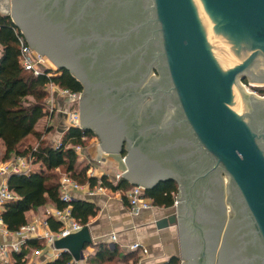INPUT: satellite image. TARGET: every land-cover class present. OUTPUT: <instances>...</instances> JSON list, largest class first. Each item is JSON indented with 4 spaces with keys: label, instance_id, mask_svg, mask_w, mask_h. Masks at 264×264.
Segmentation results:
<instances>
[{
    "label": "water",
    "instance_id": "obj_1",
    "mask_svg": "<svg viewBox=\"0 0 264 264\" xmlns=\"http://www.w3.org/2000/svg\"><path fill=\"white\" fill-rule=\"evenodd\" d=\"M0 13L12 18L32 49L69 70L101 102L121 101L104 124L80 108L81 128L92 130L108 153L123 152L128 140L122 174L132 184L147 190L177 183L176 212L157 225L178 226L183 264H208V221L215 217L210 264L233 262L224 261L231 256L226 240L240 226L246 237L235 253L244 264H264V98L246 93L238 81L264 85V0H0ZM154 68L157 87L149 90ZM150 95L154 113L170 111V119L143 125L137 138L129 120ZM178 126L189 136L176 139L187 150L180 158L199 164L193 173L167 165L164 146L149 148L145 141L161 130L173 136ZM210 195L214 203L206 204ZM90 244L86 225L55 247L79 261Z\"/></svg>",
    "mask_w": 264,
    "mask_h": 264
},
{
    "label": "trees",
    "instance_id": "obj_2",
    "mask_svg": "<svg viewBox=\"0 0 264 264\" xmlns=\"http://www.w3.org/2000/svg\"><path fill=\"white\" fill-rule=\"evenodd\" d=\"M17 30L12 18L0 13V139L5 146L4 160L25 156L32 158L35 164H39V168L9 177V188L17 195V199L6 205L2 212L3 221L10 231H17L28 224V211L51 203L60 209L71 206L72 215L86 226L90 217L97 214V207L94 203L81 199L63 201L60 197V178L63 174L91 188H95L100 180L114 191L127 190L133 184L127 179L113 183L105 175L98 179L87 174L90 164L80 160L75 147L87 148V141L95 135L92 130L70 126L59 146L45 141L44 136L51 127L40 131L36 125L48 113V86L55 84L75 93L81 92L83 86L67 69H61L53 76H35L26 71L19 62ZM258 90L261 95L264 94L263 89ZM122 153L125 155L126 151ZM177 194L178 186L175 181L160 182L145 191L154 205L166 207L175 205ZM48 222L53 230H58L61 225L53 218H49ZM44 245L42 240L29 239L20 252L13 254V262L0 261V264H26L29 252ZM122 256L124 255L120 254L117 247L111 248L101 243L96 254L89 256L88 264H119ZM133 259V263H136L139 258L134 256ZM71 260L72 255L63 251L58 258L44 264H68ZM163 264H180V259L174 256Z\"/></svg>",
    "mask_w": 264,
    "mask_h": 264
},
{
    "label": "crops",
    "instance_id": "obj_3",
    "mask_svg": "<svg viewBox=\"0 0 264 264\" xmlns=\"http://www.w3.org/2000/svg\"><path fill=\"white\" fill-rule=\"evenodd\" d=\"M52 102L55 106L54 112L48 110V113L39 120L36 128L43 131L45 127H51V130L44 136L45 141L57 146L68 128L65 115L67 103L64 98L56 93L53 94ZM38 126L42 128H38ZM91 141L93 144L88 150L82 148L83 150L79 154L80 160H87L90 165L101 160L106 166H111L115 171L127 169L125 159L121 157L120 153H108L103 150L95 136L91 138ZM4 152L5 146L0 139V162L9 161L4 160ZM102 165L97 164L99 176H102ZM35 166L34 169L39 168V164H35ZM88 186L79 192H74L75 199L92 202L97 207V214L90 217L87 224L92 237V244L84 250L87 264L89 256L96 254L101 243L119 249L120 254L124 255L118 261L119 264H163L174 256L179 257L180 264H182V242L178 226L170 224L167 227L160 228L157 225L159 220L176 212L175 205L170 207L154 206L152 209L143 210L140 214L133 215L129 211L127 200L120 192L109 190L104 193L90 194ZM51 206L54 205L48 203L36 210L28 211L26 213L28 223L43 219L46 208ZM113 233L116 234V241L114 243L106 242L107 237ZM11 239L12 236L5 237L0 234V243ZM42 241L45 244L44 247L31 250L27 256L26 264H44L55 260L63 252L60 249L47 246L45 241ZM134 243H140L148 248V254L142 255L139 251L132 250L131 245ZM14 253L9 254L7 261L1 262H13ZM134 256L139 258L136 263H133Z\"/></svg>",
    "mask_w": 264,
    "mask_h": 264
},
{
    "label": "built area",
    "instance_id": "obj_4",
    "mask_svg": "<svg viewBox=\"0 0 264 264\" xmlns=\"http://www.w3.org/2000/svg\"><path fill=\"white\" fill-rule=\"evenodd\" d=\"M16 32L18 35L19 62L21 66L26 71L33 73L35 76L41 74H47L48 76L55 75L56 73L52 72L49 64H47V56L40 54L31 48L25 34L20 28H18ZM47 91L49 93V97L46 100V105L49 112H54L55 110L54 102H52L54 93L64 98L68 105L70 103L74 104V102H78L80 104L81 92H71L70 90L61 88L55 84L49 85ZM261 97H264V94L261 95ZM65 115L68 127L76 126L81 128V118L78 111L72 112L68 109L65 111ZM57 146H59V144ZM75 150L78 154H80L82 152V147L76 146ZM97 164H103V167L101 168L102 176H107L108 179L113 183H117L122 179H126L125 175L122 174L126 170L115 171L111 166H106L101 160L96 164L93 163L90 165V168L87 171L89 176L101 179L102 176L98 175L99 168H97ZM34 165L35 163L33 162V159L25 156L14 157L9 161L0 162V234L5 237L12 236L10 241L4 240L2 243H0V261H7L11 252H20L29 239L44 240L47 246L56 248V240L71 233L78 232L84 227L81 222L72 215L71 206H68L64 209L51 206L46 208L45 217L43 219L28 223L20 227L17 231H10L8 229L7 225L3 221L2 212L8 203L17 199V195L9 188L8 179L12 174L15 173L31 172L34 169ZM86 186L88 185H82L71 176L63 174L60 178V197L63 201L71 202L75 199L74 192H79ZM88 187L90 189V194L104 193L111 190L107 186L103 185L101 180L99 181V184L95 186V188H91L90 186ZM117 191L123 194L127 200L129 211L133 215H138L143 210L152 209L154 206H156L154 205L152 199L145 195L146 189L141 185L133 184V186L127 190L120 189ZM49 218H53L61 224L58 230H53L50 228L48 222ZM116 239V234L113 233L107 237L106 242L114 243ZM131 249L134 251H139L142 255H146L149 252L148 248L140 243L132 244ZM68 264H87V262L85 257L79 261L72 258Z\"/></svg>",
    "mask_w": 264,
    "mask_h": 264
},
{
    "label": "flooded vegetation",
    "instance_id": "obj_5",
    "mask_svg": "<svg viewBox=\"0 0 264 264\" xmlns=\"http://www.w3.org/2000/svg\"><path fill=\"white\" fill-rule=\"evenodd\" d=\"M159 73H158V69L154 68L153 69V74L152 76L147 80L146 82V86L147 89L151 90V89H155L157 87L156 81L159 78ZM83 86V85H82ZM162 87H166L165 81L163 80V86ZM137 90L135 91H131L129 93V96H135L137 94ZM81 101H80V108L81 110H84L85 113L93 120L99 122L100 124H104L110 121L111 117H110V112L112 111V109H114L113 106H115V108H117V103H121L120 100H118L115 103H111L109 105L104 104L103 102H101V100L99 99V95L92 93L90 90H88L87 88H85L83 86V90L81 91ZM153 97L152 95L148 96V98H146V100L140 102L136 107L135 110H133L130 120H129V126L132 130V133L134 134L135 137L138 138V134H139V130L140 128L143 127V125L146 124H160V126H162L163 124L166 123V121L168 119H170V111H165L163 112H158V113H154V111L151 108V103L150 101H152ZM168 107H171V105H168ZM128 112V111H127ZM114 113V111H113ZM112 113V116L114 115ZM114 117V116H113ZM112 132H115V130L113 129ZM184 132V133H183ZM151 136L148 137L147 143L149 148L151 147H162L164 146V157L165 160H163L164 162H166V164L170 166L173 165L174 169L177 171H180L181 173H188L189 171H193L195 169H197L199 167L198 162H192V160H190V156H188V158H183L181 159L179 154H181V152L187 151L186 150V146L183 144H179L178 141H176V139L179 137L183 138V137H187L189 138L187 132H185V130H183L180 126H178L177 130L175 131V135L171 136L170 132H165L164 130L161 131H156L150 134ZM176 142H173V141ZM171 143H173L174 145H172ZM177 143V144H176ZM170 144L173 146H170ZM165 145H169L170 147H166ZM166 147V149H165ZM129 148H130V143L128 142V140L124 141V144L122 145V151H126V154L129 152ZM125 154V155H126ZM124 155V156H125ZM170 159V161L168 159ZM200 169V168H199ZM198 171V170H197ZM211 178L208 181V185L211 184ZM207 183H204L203 185H206ZM203 185L201 186V189L203 188ZM200 188V186H199ZM198 195H199V191H198ZM199 200L203 201L204 200V196H202V193H200ZM210 197V198H209ZM208 197V200L205 199L206 204H210V203H214L213 202V196L210 195ZM210 201V202H209ZM213 217V216H211ZM219 217V215H218ZM209 224V233H211V241H210V245L209 247H207V252H208V256H209V262L208 264L211 263L212 259H215V250H213V245L215 243L216 240H214V232H215V225H217V221H216V217L213 220H209L208 221ZM242 226H240L239 228L237 227H233L232 231L230 232L229 238L226 240V244L227 245V252H231V256L229 257V254H226L224 261H227L228 259H231L232 257V261L233 262H223L222 264H244L245 262V257L244 256H238L235 253V249L236 247H238L239 249H241L244 246V242H243V237H246L245 234V230L241 228ZM231 246V248H230ZM243 253V252H242ZM240 255V254H239ZM238 256V258H236ZM239 259V263L237 262V260ZM214 261V260H213Z\"/></svg>",
    "mask_w": 264,
    "mask_h": 264
},
{
    "label": "rangeland",
    "instance_id": "obj_6",
    "mask_svg": "<svg viewBox=\"0 0 264 264\" xmlns=\"http://www.w3.org/2000/svg\"><path fill=\"white\" fill-rule=\"evenodd\" d=\"M47 64H49L52 72L58 73L59 68L57 67V65L48 56H47ZM238 81H239L240 85L243 87V89H244V91L246 93H248V94L253 93L254 96H256V97L264 98V97H260L261 94H260V91L258 90V89H263L264 90V87H261V86H264L263 84H256V83L252 82V80H250L248 78L247 79H242L240 77H239ZM252 86H254V87H252ZM68 109L71 110L72 112L73 111L74 112L78 111L80 113V104L78 102H74V104H71L70 103L69 105L67 104L66 110H68ZM38 128H42V127H39L38 126ZM53 135H51V136H53ZM94 136L96 137L97 142H101L100 141V138L96 134ZM30 140L31 141H34L32 138H30ZM87 143H89V146L87 148H85V150H88L92 146V144H93V142L91 140L90 141H87ZM120 155H121L122 158L124 157V154H122V152L120 153ZM84 162H87V160H84ZM34 167H36V166L34 165ZM223 177H224V181H225V185H226L227 184V181H228V177H227L226 174H224ZM226 197H227V189L225 191V198ZM229 210H231V208H230V206L228 204V218L230 216ZM182 264H183V261H182Z\"/></svg>",
    "mask_w": 264,
    "mask_h": 264
}]
</instances>
